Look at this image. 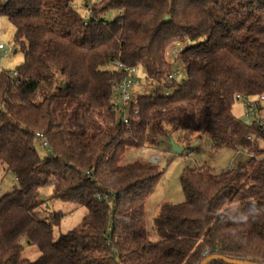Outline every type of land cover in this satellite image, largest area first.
Listing matches in <instances>:
<instances>
[{"label":"trees","instance_id":"1","mask_svg":"<svg viewBox=\"0 0 264 264\" xmlns=\"http://www.w3.org/2000/svg\"><path fill=\"white\" fill-rule=\"evenodd\" d=\"M76 2L0 0L25 54L18 78L0 79V167L17 183L0 197V264H264V124L234 113L237 95H264V0H85L87 19ZM115 62L156 90L139 96L130 126L113 110L112 87L127 77ZM176 62L181 82L168 79ZM180 133L247 160L219 174L187 165L185 202L160 208L153 241L149 198L164 172L123 160ZM53 202L87 210L58 239L37 218ZM31 230L42 236L36 261L21 246Z\"/></svg>","mask_w":264,"mask_h":264},{"label":"rangeland","instance_id":"2","mask_svg":"<svg viewBox=\"0 0 264 264\" xmlns=\"http://www.w3.org/2000/svg\"><path fill=\"white\" fill-rule=\"evenodd\" d=\"M91 5L98 4L100 0H90ZM85 0H77L76 8L78 12L84 17L89 18V11L84 9ZM116 13L111 15V19L116 18ZM15 27L5 17L0 18V46L4 47V50L0 49V79L3 72H9L14 74L18 68L24 63L25 54L19 44L15 42ZM179 69L177 73L178 82H181L187 77L183 66L178 63ZM138 78L142 82L140 88L135 89V93L138 96L149 95L156 91L154 88L148 86L145 82V76L143 72L138 74ZM160 94L165 92L158 91ZM264 109V108H263ZM234 113L241 118L244 113L242 102H236L234 107ZM264 121V110L261 116ZM175 142L183 147L185 154H176L172 151L171 144L167 142L164 148L160 150H153L149 148L133 149L128 152L124 158V163H131L138 160L150 161L154 156L161 158L158 163L160 169L164 172L163 177L156 186L154 193L149 198L148 213L151 230V239L158 241L159 237L155 233L154 221L151 218L156 217L160 208L166 204H182L185 202V194L181 185V176L184 168L188 165L194 167L197 165L202 166L208 164L219 174L223 170L230 168L237 162V156L232 151H223L217 155L211 152V142L208 138L200 139V137H190L186 133H180L175 135ZM38 150L41 154L44 153V149L39 146ZM188 154H192L190 159H187ZM247 159H244L246 161ZM238 163V162H237ZM236 163V164H237ZM236 166V165H235ZM17 185L16 179L12 174L0 167V197L10 193ZM52 186L43 190L44 197H48L52 194ZM50 205V206H49ZM46 205L45 208L38 212L37 218L41 221H45L49 224L55 225L54 237L58 239L61 235L67 234L69 231L75 229L84 220L87 210L84 208H77L71 204H63L61 202H53ZM63 213L64 217L58 219L57 214ZM42 236L34 230L29 231L21 241L23 248V258L31 261H36L41 253L36 245Z\"/></svg>","mask_w":264,"mask_h":264},{"label":"built area","instance_id":"3","mask_svg":"<svg viewBox=\"0 0 264 264\" xmlns=\"http://www.w3.org/2000/svg\"><path fill=\"white\" fill-rule=\"evenodd\" d=\"M1 50H4L3 46H0ZM181 53V50L178 49H172L171 50V57L176 59L178 55ZM115 68L124 71L127 73V77L123 79L121 82H115L113 85V110L118 112L121 117V122L126 125H131V116L132 114L138 115V104H139V96L136 95L135 89L140 88L142 86L141 80L138 78V70L136 68H128L125 67L120 62H115L113 65ZM178 67V62L174 64V71L172 74L168 77L169 80H175L177 79V73L175 72ZM13 79L18 78V73L15 72L11 75ZM168 94V92H166ZM238 102H242L244 113L242 116V119L244 122L248 125H251L254 121L257 123L264 124V121L261 119V116L263 114V110L260 111V107L264 108V95L251 98L246 97L245 95L239 94L236 97ZM40 143L44 147H48V141L43 138V135L38 134L37 135ZM262 145L264 146V141L262 142ZM192 157V154H188L187 159H190ZM254 158V156H252ZM264 161V158L262 159ZM161 161V158L158 156H154L150 163L154 165H158V163ZM235 168V165H232L229 170H232Z\"/></svg>","mask_w":264,"mask_h":264},{"label":"water","instance_id":"4","mask_svg":"<svg viewBox=\"0 0 264 264\" xmlns=\"http://www.w3.org/2000/svg\"><path fill=\"white\" fill-rule=\"evenodd\" d=\"M170 144L172 147V151L176 154H182L184 152V148L179 146L176 142L174 137H170ZM215 262H222L225 264H262V263H255V262H244L241 260H235L231 259L225 256L221 255H215V256H210L208 257L202 264H213Z\"/></svg>","mask_w":264,"mask_h":264},{"label":"crops","instance_id":"5","mask_svg":"<svg viewBox=\"0 0 264 264\" xmlns=\"http://www.w3.org/2000/svg\"><path fill=\"white\" fill-rule=\"evenodd\" d=\"M185 150V149H184ZM244 159H247V155H245V154H240V155H237V162H239V161H244ZM148 162H150V161H148ZM236 162V163H237ZM236 163H235V165H236ZM151 218H152V220H154V218L155 217H153V215H151ZM152 231H153V226H152Z\"/></svg>","mask_w":264,"mask_h":264}]
</instances>
